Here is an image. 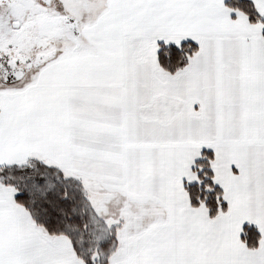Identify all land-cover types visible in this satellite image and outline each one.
I'll list each match as a JSON object with an SVG mask.
<instances>
[{
  "label": "snow or ice",
  "instance_id": "snow-or-ice-1",
  "mask_svg": "<svg viewBox=\"0 0 264 264\" xmlns=\"http://www.w3.org/2000/svg\"><path fill=\"white\" fill-rule=\"evenodd\" d=\"M0 264H264V0H0Z\"/></svg>",
  "mask_w": 264,
  "mask_h": 264
}]
</instances>
